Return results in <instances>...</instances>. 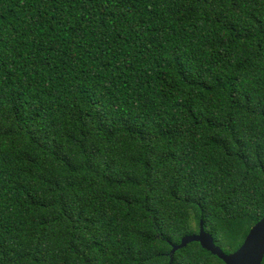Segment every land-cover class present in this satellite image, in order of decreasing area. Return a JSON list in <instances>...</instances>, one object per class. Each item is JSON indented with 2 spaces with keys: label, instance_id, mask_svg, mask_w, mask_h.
I'll use <instances>...</instances> for the list:
<instances>
[{
  "label": "trees",
  "instance_id": "16d2710c",
  "mask_svg": "<svg viewBox=\"0 0 264 264\" xmlns=\"http://www.w3.org/2000/svg\"><path fill=\"white\" fill-rule=\"evenodd\" d=\"M264 216V0H0V264H224Z\"/></svg>",
  "mask_w": 264,
  "mask_h": 264
},
{
  "label": "water",
  "instance_id": "95a60500",
  "mask_svg": "<svg viewBox=\"0 0 264 264\" xmlns=\"http://www.w3.org/2000/svg\"><path fill=\"white\" fill-rule=\"evenodd\" d=\"M192 242L199 243L204 250L224 264H264V216L250 228L241 246L232 253L227 254L215 245L212 236L200 223L197 234L185 236L179 244L172 245L171 255Z\"/></svg>",
  "mask_w": 264,
  "mask_h": 264
},
{
  "label": "rangeland",
  "instance_id": "374dc122",
  "mask_svg": "<svg viewBox=\"0 0 264 264\" xmlns=\"http://www.w3.org/2000/svg\"><path fill=\"white\" fill-rule=\"evenodd\" d=\"M248 234V233H247Z\"/></svg>",
  "mask_w": 264,
  "mask_h": 264
}]
</instances>
